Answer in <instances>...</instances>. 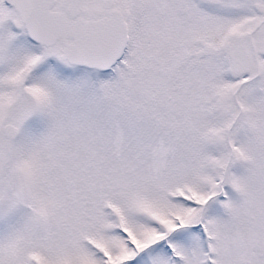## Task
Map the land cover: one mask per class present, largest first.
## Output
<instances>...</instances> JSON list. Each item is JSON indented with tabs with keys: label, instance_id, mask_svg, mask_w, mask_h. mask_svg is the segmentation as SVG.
Returning <instances> with one entry per match:
<instances>
[{
	"label": "snow or ice",
	"instance_id": "snow-or-ice-1",
	"mask_svg": "<svg viewBox=\"0 0 264 264\" xmlns=\"http://www.w3.org/2000/svg\"><path fill=\"white\" fill-rule=\"evenodd\" d=\"M0 264H264V0H0Z\"/></svg>",
	"mask_w": 264,
	"mask_h": 264
}]
</instances>
